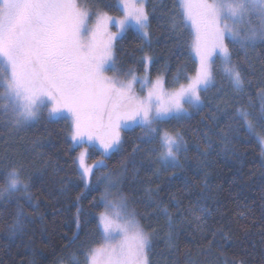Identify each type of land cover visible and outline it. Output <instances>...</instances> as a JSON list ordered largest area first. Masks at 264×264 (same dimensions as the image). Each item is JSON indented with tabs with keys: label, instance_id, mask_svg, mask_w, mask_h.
<instances>
[{
	"label": "trees",
	"instance_id": "1",
	"mask_svg": "<svg viewBox=\"0 0 264 264\" xmlns=\"http://www.w3.org/2000/svg\"><path fill=\"white\" fill-rule=\"evenodd\" d=\"M117 2L84 0L114 16L121 14ZM177 2L145 0L149 39L128 28L115 40L123 79L147 69L149 79L163 76L170 89L195 72L192 30ZM232 59L244 73L243 91L216 73L197 110L152 125L180 133L174 167L158 163L159 136L145 139L149 131L138 122L123 130L117 149L102 155L100 145L88 148V164L103 159L106 167L94 168L86 182L66 117L51 118L44 110L11 133L0 106V185L16 168L28 186L0 198V264H85V253L101 241L98 216L109 206L106 175L117 180L114 196L152 234L151 263L264 264V145L238 114L240 108L251 113L264 137L254 119L264 107V41L246 50L237 46ZM17 211L26 219L23 230L13 233Z\"/></svg>",
	"mask_w": 264,
	"mask_h": 264
},
{
	"label": "snow or ice",
	"instance_id": "2",
	"mask_svg": "<svg viewBox=\"0 0 264 264\" xmlns=\"http://www.w3.org/2000/svg\"><path fill=\"white\" fill-rule=\"evenodd\" d=\"M120 2L122 18L97 12L90 26L91 13L77 0H0V101L4 102L0 106L11 111L16 125L36 119L44 108L50 114L66 110L71 117L72 141L83 143L85 137L98 140L102 155L121 143L123 126L139 121L155 134L149 139L159 136L161 158L174 164L182 149L180 133H161L152 125L184 113V103L199 105L201 92L214 82L216 73L243 91L244 73L232 59L233 49L246 50L264 41V0H178L183 19L195 32L192 47L198 65L186 83L177 78L178 87L170 91L165 90L163 76L154 81L145 77L142 83L151 85L146 97L135 93V74L126 80L105 74L109 69L118 71L112 52V40L118 33L108 31L110 23L114 21L123 30L127 22L134 21L145 37L149 35L143 0L138 4L134 0ZM101 35L107 39H100ZM214 58L219 59L218 67ZM143 59L150 58L146 55ZM238 114L248 129L254 130L251 113L240 108ZM254 119L264 127V107ZM85 157L86 151H82L77 159L87 182L94 168L106 165L103 159L87 164ZM3 180L0 198L28 187L16 168ZM109 207L116 209L114 214L101 213L99 217L104 242L88 249L85 264H150L152 234L139 225L134 212L126 210L123 200L119 205L110 202ZM164 212L167 214L166 209ZM25 219L23 211H17L11 231H22Z\"/></svg>",
	"mask_w": 264,
	"mask_h": 264
},
{
	"label": "rangeland",
	"instance_id": "3",
	"mask_svg": "<svg viewBox=\"0 0 264 264\" xmlns=\"http://www.w3.org/2000/svg\"><path fill=\"white\" fill-rule=\"evenodd\" d=\"M134 2H136V3L138 4V3L140 2V0H134ZM77 3H78L82 8H86V9H88V10L90 11V13H91V16H90V19H89V25H90V26L95 22L96 13H97V12H104V11H102V10H100V9H94V8H91L89 5L87 6V5L84 3V0H77ZM117 3H118V6H119V8H120V10H121V14L118 15V16H114V15H111V14H108V13H107V14H108L109 16L115 18V19H120V18H122L123 15H124V12H123V5L121 4L120 0H118ZM143 3L145 4V0H143ZM253 19H255V18H253ZM186 22H187L188 26L190 27V29L192 30L193 40H194V38H195V32H194V30H193L192 27H191V23H190L189 21H186ZM128 28H133V29L137 30V31L142 35V37H143L145 40H148V39H149V36L145 37V36L143 35V33H142V32L136 27L134 21H129V22H127L126 25H125V28H124L123 30H119L118 27L115 25V22L113 21L112 23H110V24L108 25V31H109V32H112V33H118V35L115 37V39L112 40V52H113V59H114V62H115V49H114L115 40H116L118 37H120V36H121V35H122V34H123ZM100 39L105 40V39H107V38L104 37L103 35H101V36H100ZM192 55H193V57H194V59H195V61H196V67H197V65H198V59H197V57H196V53H195V51H194L193 49H192ZM214 59L216 60V66L218 67V66H219V59H217V58H214ZM148 61H149V60H148ZM148 61H147V63H148ZM115 67H116V65H115ZM116 69H117V67H116ZM117 70H118V69H117ZM194 73H195V72H194ZM194 73H193L192 75H194ZM105 74L108 75V76H117V78H119V79H123L122 76H121V74H120V72H119V70L116 71V72H114L113 70L109 69ZM133 74H135V75L138 77L137 82L134 84V90H135V93L137 94V96H140V97H146V96H147L148 89H149V87L151 86L150 84L145 85V84L142 83V81H143V79H144L145 77L148 78V72H147V69H146L145 72L142 73V74H136V73H133ZM130 78H131V74L128 75V76H127L125 79H123V80L130 79ZM155 79H156V78H155ZM155 79H150V80L154 81ZM186 82H187V81H185L184 83H186ZM177 87H178V86H177ZM172 89H173V88H170V89L165 88L166 91H170V90H172ZM3 103H4V102L1 101V104H0V105H2ZM200 105H201V102H200L199 105H192V104H189V103H184L183 107H184V109L186 110L184 113H180V114H172V115H170L169 117H166V118H164V119H168V118H171V117H180V116H182V115H184V114H186V113H189L190 111L197 110V109L200 107ZM1 107H2V106H1ZM49 107H51V105H49ZM2 109H3V107H2ZM261 109H262V108H260V114H261ZM44 110L47 112V114H48L49 117H51V118H63V117H66V118L68 119V121H69V125H70V139H71L72 127H71V117H70V114H69L66 110H63V111H61V112L58 113V114H50L48 108H44V109H42L41 111H44ZM3 111L5 112V114H4V119H6V121L9 122L10 124H9L8 126H4V125L1 124L0 126H4L5 128H11V133H12V132H18V131H19V128H21V127H23V126H26V125H29V124L33 123V122L36 120V119H34V120H32V121L27 122L26 124L16 125V124L13 122L14 118H13V115H12L11 111H10V110H4V109H3ZM138 122H139V121H129V122L127 123L126 126H123V127L121 128V132H120V134H121V143H120L119 145L115 146L113 150L117 149L118 147H120V146L122 145V132H123V130H124L125 128H127V127L132 126V125L135 124V123H138ZM254 131H255V133L258 135V137L261 138V142H262V144L264 145V137H263V135H262L259 131L255 130V129H254ZM163 132H164V131H162L161 133H163ZM144 135H147L145 139L148 140V139H149V138H148V135H150V133L148 132V134H144ZM150 140H151V139H150ZM71 142H72V145H73V146L78 147L77 157L79 156V154H80L82 151H86L85 161H86L87 164H88L87 156H88V152H89V149H88V148H89L90 146L100 145L98 140L93 139L92 141H88L87 137L84 138V142H83V143L74 142V141H72V139H71ZM113 150H112V151H113ZM161 151H163V149L161 148V144H160L159 151H158V153H157V159H158V163H159L161 166H164V167H174V166H177V165H178V163H179V162H178V153H179V152L177 153L176 161H175V163L173 164V162H170V161H169V162H166V161H164V160L161 158V155H160ZM78 163H79V161H78ZM81 171H82V169H81ZM19 173H20V172H19ZM106 176H107V175H106ZM111 177H112V176H111ZM111 177H109L110 179H105L104 194H106V189H107V193H108L107 195H108V198H109V203L112 202L113 204L119 205V203H120V201H121V198H118L117 195L114 196V191L117 189V180H114L113 177H112V178H111ZM20 178H21V180L23 181V177H22L21 173H20ZM23 183H24V181H23ZM110 183H111L112 185H114V186L109 187V184H110ZM118 192H119V191H118ZM6 195H7V194H5L4 196H6ZM126 210H127L128 212H132V210H131L128 206H127V209H126ZM115 211H116L115 208H112V207H109V206H108V207L106 208V210L102 211L101 213H110V214H114ZM101 213H100V214H101ZM100 214H99L98 217H100ZM135 219H136V217H135ZM98 220H99V218H98ZM139 225L141 226L140 223H139ZM141 227L145 230V232H148L143 226H141ZM99 228H100V231H101V241H100L99 244H97V245L94 246V247H98V246H100V245L104 242V241H103L102 228H101V227H99ZM148 233H149V232H148ZM149 260H151V259L149 258ZM62 264H63V263H62ZM150 264H155V263H151V261H150Z\"/></svg>",
	"mask_w": 264,
	"mask_h": 264
},
{
	"label": "bare ground",
	"instance_id": "4",
	"mask_svg": "<svg viewBox=\"0 0 264 264\" xmlns=\"http://www.w3.org/2000/svg\"><path fill=\"white\" fill-rule=\"evenodd\" d=\"M4 197H5V196H3L2 198H4ZM117 197H118V198H121V197H119V195H117Z\"/></svg>",
	"mask_w": 264,
	"mask_h": 264
}]
</instances>
